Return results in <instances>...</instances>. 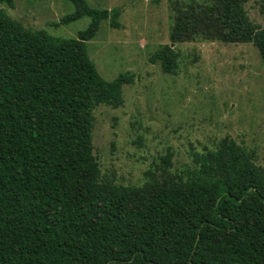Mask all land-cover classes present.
Here are the masks:
<instances>
[{"label":"trees","instance_id":"obj_1","mask_svg":"<svg viewBox=\"0 0 264 264\" xmlns=\"http://www.w3.org/2000/svg\"><path fill=\"white\" fill-rule=\"evenodd\" d=\"M65 1L75 11L63 24L91 20L77 38L28 29L0 8V264H264V168L232 138L161 185L101 177L94 112L122 107L135 75L105 80L88 51L103 22L122 29L121 10ZM249 2L173 0L171 43L253 44L264 62ZM149 61L175 75L179 53L164 45Z\"/></svg>","mask_w":264,"mask_h":264},{"label":"rangeland","instance_id":"obj_2","mask_svg":"<svg viewBox=\"0 0 264 264\" xmlns=\"http://www.w3.org/2000/svg\"><path fill=\"white\" fill-rule=\"evenodd\" d=\"M87 1L95 9L122 12V29L105 21L88 42L99 74L110 82L122 74L135 75V83L123 88L122 107L101 105L94 112V155L103 179L126 187L164 184L194 167L193 154L215 151L227 137L264 168V62L253 44H172L173 0L159 5L152 0ZM14 4L0 8L26 28L57 38H77L91 22L84 17L63 24L62 19L75 11L65 0ZM247 10L251 20L264 27V0H250ZM164 45L179 53L175 75L149 61ZM168 154L170 167L163 162Z\"/></svg>","mask_w":264,"mask_h":264}]
</instances>
